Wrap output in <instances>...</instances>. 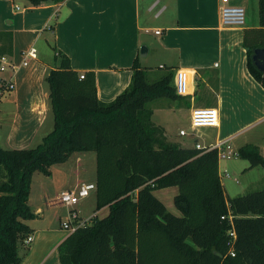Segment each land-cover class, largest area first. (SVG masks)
<instances>
[{
  "label": "trees",
  "instance_id": "obj_1",
  "mask_svg": "<svg viewBox=\"0 0 264 264\" xmlns=\"http://www.w3.org/2000/svg\"><path fill=\"white\" fill-rule=\"evenodd\" d=\"M258 23L244 30L243 46L249 73L264 87V72L252 60L253 50L264 47V0H258ZM11 50V33L0 32V57ZM55 57L44 79L52 129L34 147L0 146V264H20L27 220L36 215L28 202L33 173L49 174L76 151L95 152V210L109 211L63 239L61 264H264V187L227 198L216 149L183 147L151 119L157 99L190 104L189 95L176 91L171 68L152 73L136 58L129 84L104 102L92 70L81 78L66 54L56 50ZM239 155L249 168L264 167L262 147L246 144ZM168 186L178 188L181 215L154 194Z\"/></svg>",
  "mask_w": 264,
  "mask_h": 264
},
{
  "label": "crops",
  "instance_id": "obj_2",
  "mask_svg": "<svg viewBox=\"0 0 264 264\" xmlns=\"http://www.w3.org/2000/svg\"><path fill=\"white\" fill-rule=\"evenodd\" d=\"M251 1L231 0L247 10L245 24L222 26L220 0H62L39 5L0 0V32L12 35L11 53L3 56L16 66L0 70V146L34 147L52 129L44 79L57 64L56 50L79 73L94 72L96 95L104 102L129 84L136 58L152 73L171 68L176 91L189 95L190 104L168 99L154 103L151 119L164 128L168 140L183 147L233 141L264 123V87L249 73L243 46L244 30L259 27L258 0L250 15ZM142 45L145 56L139 54ZM32 46L36 56L23 64V53ZM181 129L186 133L181 135ZM243 144L264 148V132L259 141L243 138L234 146ZM88 152L71 153L65 162L53 164L49 174L33 173L28 202L36 215L27 220L32 239L25 243L24 237L19 245L20 264H61L58 245L71 232L61 227L68 209L57 197L83 182H95L96 173L89 181L81 178ZM177 193L176 186L154 190L169 211L181 215L174 204ZM95 203L94 196L86 218L108 214V206L95 210ZM73 209L85 217L83 203Z\"/></svg>",
  "mask_w": 264,
  "mask_h": 264
},
{
  "label": "built area",
  "instance_id": "obj_3",
  "mask_svg": "<svg viewBox=\"0 0 264 264\" xmlns=\"http://www.w3.org/2000/svg\"><path fill=\"white\" fill-rule=\"evenodd\" d=\"M220 24L222 26H242L245 24L246 20V10L241 5H234L231 3V0H220ZM156 33H159L160 30H156ZM24 60L23 64H26L28 62L29 58H34L36 56V49L35 47H30L28 50L24 51ZM16 66L14 63L10 62L8 59H6L5 56L0 57V70L4 71L7 68L14 69ZM80 77H84V73H80ZM8 87H13L12 82H7ZM181 135L185 134L186 131L184 129H181L179 131ZM194 147L201 149L202 151H207L210 149H216L217 151V157L218 161L222 158H231L233 156L239 155L236 150H232V147L230 145V142L227 140H218L212 144H201L196 142ZM224 176L228 177L229 174L227 170H223ZM96 189L95 182H83L79 184L74 189L69 190H63L59 193L57 200L59 203L67 207L68 209V218L61 222V227L73 232L80 226H84L86 223L89 222L90 218L93 216H90L88 218L81 217L79 213L73 209V206L78 204L82 199L87 197L92 190ZM221 218H224V215L221 216ZM231 218V216H229ZM230 233L232 235H235L234 230H231ZM32 239V236L28 234L24 242L29 243ZM230 254L234 255V251L230 250Z\"/></svg>",
  "mask_w": 264,
  "mask_h": 264
},
{
  "label": "rangeland",
  "instance_id": "obj_4",
  "mask_svg": "<svg viewBox=\"0 0 264 264\" xmlns=\"http://www.w3.org/2000/svg\"><path fill=\"white\" fill-rule=\"evenodd\" d=\"M254 8H255V0L251 1L249 5L248 11L250 15L253 12ZM160 99L163 100L166 98H160ZM156 101L158 102L159 99L155 100L154 103ZM260 132H264V123L244 133H240L237 137L233 139V141L230 142L232 150L234 149L236 150V152L239 153V148L237 149L234 145H239V143L242 142L243 138H246V139L255 138L257 141H259ZM244 145L246 144H243L242 146ZM88 156L89 157L86 158V161H83V164L80 166V170L82 169L81 178L87 181L93 178V175L95 174V166H96L95 153L93 151L88 152ZM73 159L74 157L72 156L70 161L67 162L64 166L65 167L69 166L70 162H72ZM218 165H219V172L221 176L220 181L224 188V192L227 198L246 194L250 191L257 190V189L264 187V167L258 165V166L249 168L248 167L249 161L247 158L243 156L236 155L229 159L227 158L219 159ZM225 169L227 170L229 174L228 177H225L224 175H222L224 174L223 170ZM94 196L96 199V191L92 190L87 197H85L79 202V204L83 203L86 208L85 210L86 212L85 214H83V216L85 217H87V215L89 216L92 214V210H89V207H91V201L93 200ZM166 202L169 203L168 201ZM168 205H170V208L173 206L172 203Z\"/></svg>",
  "mask_w": 264,
  "mask_h": 264
},
{
  "label": "water",
  "instance_id": "obj_5",
  "mask_svg": "<svg viewBox=\"0 0 264 264\" xmlns=\"http://www.w3.org/2000/svg\"><path fill=\"white\" fill-rule=\"evenodd\" d=\"M146 52H147L146 46L142 45L140 47L139 54L141 56H145ZM252 60L254 65L257 67V69L264 72V47H257L253 50ZM215 253L219 254L217 251H215Z\"/></svg>",
  "mask_w": 264,
  "mask_h": 264
}]
</instances>
